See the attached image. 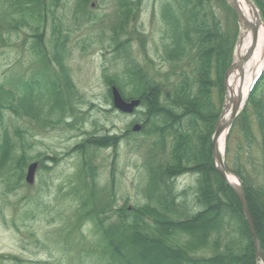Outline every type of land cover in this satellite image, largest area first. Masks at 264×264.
Here are the masks:
<instances>
[{"label":"rangeland","instance_id":"obj_1","mask_svg":"<svg viewBox=\"0 0 264 264\" xmlns=\"http://www.w3.org/2000/svg\"><path fill=\"white\" fill-rule=\"evenodd\" d=\"M162 1L165 0H42L41 6L35 7L34 11L33 6H26V0H0V98L15 97L22 82L36 79L41 82L44 101L54 77L60 78L57 66L44 61L53 57L55 48L75 85V93L70 99L72 111L58 123L54 115H49L44 124L15 111L0 110V142L4 127L13 143L12 158L3 169L0 166V264H121L125 260L128 262V258L134 260L132 264H175L174 257L151 247L148 238L138 234L137 230L146 234L151 232V219L144 218L142 222L132 219L131 228L121 232L120 239L112 236L113 232L106 237L104 230L85 218L75 197L78 191L88 196L85 191L88 183L82 171L84 158L90 162L95 185L97 182V205L103 202L106 207L104 212L108 219L102 227L112 231L118 219L115 210L119 206L132 208L146 202L144 192H147L151 179L156 185L160 184L159 187L164 185L159 182L162 180L161 165L169 160L167 140L166 145H162L160 137L149 135L146 130L141 132L142 121H135L141 116L139 111L143 110L141 98L127 100L122 97L126 103L139 100L129 112L116 108L104 78L105 73L123 84L131 74L125 68L138 65L143 73L141 79L146 81L148 76L163 86L162 93L168 90V77L180 67L176 68L163 56L164 29L157 12ZM202 2L207 14L194 1L200 17L205 14L221 24L216 25L219 35L224 32L228 37H236L231 59L234 62L241 30L232 7L224 0ZM252 2L260 12L259 6ZM260 18L264 27L262 15ZM121 46L119 53L113 50ZM263 70L264 66L258 76ZM254 85L233 120L235 124L227 131L222 157L224 165L232 172L229 175H238L234 171L236 167L250 181L261 186V154L255 129L251 126L253 141L250 146L242 143L239 148L238 142L242 138L239 117ZM112 86L115 85L110 86V92ZM124 88L128 93V86ZM223 93L219 115L225 105V87ZM247 108L248 117L252 108ZM41 119L45 120V117ZM136 125L140 128L134 130ZM213 133L209 147L211 161L207 156L208 142L201 141L195 134L191 141V145L198 146V149L201 146L206 154L203 169L210 176L209 165L216 169L212 154ZM89 134L110 136L109 141L118 145L115 149L106 146L88 150V153L81 152L77 144ZM22 153L26 156V164L20 179L16 157ZM32 162L37 166L34 179L29 183L26 173ZM195 172L196 169L186 171L175 178V190L182 193L178 201L187 205L189 215L198 210L195 203L198 174ZM216 232L211 231L207 240L211 241ZM130 234L132 236H128ZM250 236L252 239L251 233ZM128 238L133 239V243L132 240L127 243ZM120 240L124 244L118 245ZM169 241L182 247L191 243L187 235L180 234H174ZM117 245L122 247L121 250L111 253ZM212 251L209 245H204L196 246L188 253L193 257H211ZM255 255V264H263L256 252Z\"/></svg>","mask_w":264,"mask_h":264},{"label":"trees","instance_id":"obj_2","mask_svg":"<svg viewBox=\"0 0 264 264\" xmlns=\"http://www.w3.org/2000/svg\"><path fill=\"white\" fill-rule=\"evenodd\" d=\"M54 1L58 2L59 0ZM84 1L87 2V0ZM194 1L207 14L202 2L204 0H175V3L172 0H165L158 7L157 12L163 24V37L165 38L162 45L163 56L168 62L176 65V68L180 67L168 77L167 81H170V85L165 93L161 92L163 86L154 82V79L148 76H146V81L141 79L143 73L138 65H134L132 69L125 68L131 74L123 84L115 77L106 76L104 73L105 83L109 86V96L111 97L110 86L115 85L125 99L141 98L140 107L143 110L139 111L141 116L135 120L142 121L141 132L146 130L147 134L160 137L162 145H168L169 160L160 168L162 171L160 178L163 181L161 180L159 183H164L163 187H159L160 184L156 185L155 181L151 179L147 192H144V196L147 197L146 202L134 205L132 208L124 205L119 206L115 210L118 219L112 231L102 227L103 222L108 219L104 212L106 207L103 202L97 205V182L95 185L90 162L88 163L84 158H82V162L84 161L82 171L88 183V190H85L88 196L78 191L75 193V197L78 199L81 206L80 211L85 218L104 230L106 237H109L113 232L112 236L120 239V233L131 228V222L134 221L132 219H137L140 222L144 218L151 219L153 225L150 228L151 232L146 234V232L137 230L138 234L148 238L151 247L160 249V252L166 256L174 257L175 264H255L256 255L253 242L234 191L218 175L214 166L209 165L211 176L203 169L202 161L206 159V154L201 146L198 149V146L191 145L194 134L201 141L208 142L207 156L209 159L210 138L220 113L224 95V72L232 62L236 40V37H228L224 32L219 35L216 29V25L219 23L214 18L211 20L205 14L200 17L198 8L194 6L196 5ZM253 1L259 6L264 21V0ZM41 4L42 0H26V6L29 8L33 6L34 11L35 7H40ZM189 5L192 6L189 7ZM34 11L32 12L34 13ZM211 25H213V29ZM219 25L221 26V24ZM55 27L57 26L55 25ZM113 50H117L119 53L122 46L113 48ZM33 53L35 52L33 51ZM39 54H41V50ZM52 56L44 61L46 64L57 66V71H59L57 76L60 78L54 77L53 82L50 83L46 91L48 96L44 100L45 102L41 95L40 80H26L21 83L20 92H17L15 97L8 95V97L0 98V110L15 111L21 116L42 121L44 124L47 123L49 115H54L55 122L58 123L62 121L65 114L71 113L70 99L75 93V85L68 68L58 55L57 48L54 49ZM125 85L128 86V93L124 92ZM13 106L15 110H13ZM247 106L252 108L251 115L248 117ZM247 106L239 117L238 127L242 132V138L238 141L239 148L242 143H245L247 147L251 145L253 141L252 126L258 136L263 184L259 186L250 181L245 173L236 167H234V171L241 178L257 236L264 252V70L255 82ZM42 117H45V120L41 119ZM51 121H54L53 118ZM201 125L204 128L201 129ZM2 130L1 169L13 156L11 136L4 127ZM109 138L110 136L89 134L87 138L77 144V147L82 149L81 152L87 151V153L88 150L106 146H112L115 149L118 143L109 141L111 140ZM165 140H167L166 144H164ZM192 156L194 157L192 158ZM25 158L23 153L18 158L16 157L20 179L23 177ZM194 169L198 174L195 188V203L198 210L189 215L187 205L178 201L179 194L182 193L175 190V178L181 173L194 171ZM87 203L90 206H87ZM211 225L216 229H213ZM210 227L212 230H209ZM211 231L217 232L212 235V239L209 241ZM174 234L187 235L191 242L190 245L182 247L172 242L168 243L167 241ZM128 236H132V234ZM130 240L133 243L131 238L127 239V243ZM122 242V240L118 241V245ZM118 245L111 249V253L121 250L122 247H118ZM204 245H209L212 248L213 255L211 257H193L192 254H189L196 246L200 248ZM117 256L120 258L119 252ZM118 257L116 258L118 259ZM133 262V259L128 258V262L125 260L121 264H132Z\"/></svg>","mask_w":264,"mask_h":264},{"label":"water","instance_id":"obj_3","mask_svg":"<svg viewBox=\"0 0 264 264\" xmlns=\"http://www.w3.org/2000/svg\"><path fill=\"white\" fill-rule=\"evenodd\" d=\"M226 1L232 7V9H233V11L237 17V21L239 23L240 28L242 27V25H245L246 28H249L251 30L252 44H251V47L249 48L247 54L244 55V57L242 59H240L239 61H236V62L234 61L230 65V67L226 70L225 75H224V87H225V92H226L225 97H227V91H226L227 90V78L236 66L242 65L252 55V50L254 49V46L256 44L258 28H259V25H261L260 13L256 9V6L252 2V0H246V1L254 9L255 18H254L253 22H250L241 16V10H240L239 4H238V0H226ZM240 39L241 38L239 36L238 41H237V45H238V43H240ZM111 94H112V101H113L114 106L121 111H128L129 112L132 110V108L134 106H137L139 104V100H131L130 103H126L122 99L121 94L119 93L118 89L115 86H112ZM247 95L248 94H246V97H247ZM246 97H245L243 102H241V99L239 96L235 97V99H232L233 110H232V113L229 117V121L227 123H225L226 125H222V124L218 123L217 126L215 127V130H214V133L212 136V154H213V158L215 159L216 169H217L218 173L220 174V176H222L227 181V184L231 187V189L234 191V193H236V195L238 197V200L241 204L242 211L244 213L248 228H249L250 233L252 235L255 252H256L257 256L261 259L262 263L264 264V252H263V250L260 246V242L258 240L257 232H256V229H255V226L253 223L252 216H251L249 208H248V204L246 201V197H245V193H244L242 183H241V181L237 175L234 176L237 179V181L235 183H230L228 178H226V175L228 173L231 174L232 172L227 170L226 166L224 165V159L222 157L223 155L220 153V151L218 149V137L220 136L222 131L225 129V127L226 128L229 127L231 122L234 120V118L239 114L240 108L243 107L244 102L246 100ZM139 128H140V126L136 125L134 127V130H137ZM36 166H37V163L32 162L29 165V167L27 168L28 170L26 173V181L29 183H32V181L34 179V172H35Z\"/></svg>","mask_w":264,"mask_h":264},{"label":"bare ground","instance_id":"obj_4","mask_svg":"<svg viewBox=\"0 0 264 264\" xmlns=\"http://www.w3.org/2000/svg\"><path fill=\"white\" fill-rule=\"evenodd\" d=\"M238 4L241 10V16L247 19L248 21L253 22L255 17V12L252 6L248 4L246 0H238ZM240 38H241L240 43H238L236 48L235 62L239 61L244 57V55L247 54L252 44L251 30L249 28H246L245 25H242L241 27ZM263 66H264V27L259 25L256 44L254 46V49L252 50V55L242 65L236 66L227 78V90H226L227 97L225 98V105L223 111L218 116V119L219 118L220 119L219 120L217 119L216 122L222 125H226L225 123L229 121V117L233 110L232 99H235V97L239 96L241 102L244 101L251 82L254 80L256 75H258V73L261 71ZM234 124H235L234 121H232L230 126L227 128L225 127V129L218 137V149L221 154L223 153L225 147V137L227 135L226 131L232 129ZM227 170L229 169L227 168ZM237 176L241 181L240 176L239 175ZM226 178H228L230 183H235L237 181V179L232 175L227 174ZM235 196L238 199L236 193Z\"/></svg>","mask_w":264,"mask_h":264}]
</instances>
